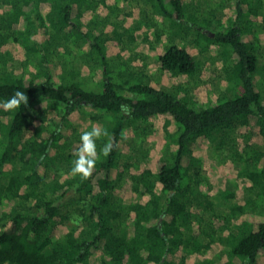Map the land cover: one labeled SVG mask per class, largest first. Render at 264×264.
I'll list each match as a JSON object with an SVG mask.
<instances>
[{
  "label": "trees",
  "instance_id": "16d2710c",
  "mask_svg": "<svg viewBox=\"0 0 264 264\" xmlns=\"http://www.w3.org/2000/svg\"><path fill=\"white\" fill-rule=\"evenodd\" d=\"M148 1L178 34L184 25L201 27L192 41L202 51L220 47L227 81L220 94L201 100L177 83L200 80L203 62L174 38L157 57L168 85L127 61L113 69L111 38L91 20L101 9L113 11V0H0V176L8 175L0 183V264H264V78L255 75L250 32L251 23L264 22V0H235L226 23L211 9L204 21L219 24L213 31L188 13L191 3L199 10L196 0ZM71 42L86 46L84 68L53 65L56 49ZM14 48L21 66L37 55L36 68L11 66ZM17 90L28 105L5 111ZM82 109L80 130L72 125ZM140 122L163 129L161 159L120 163L123 137ZM93 126L108 135L97 140L99 159L83 180L71 174L80 138L66 154L55 152L65 132ZM108 142L115 146L104 156ZM204 147L229 151L223 157L237 168L219 193L201 170ZM216 197L236 201L224 214L214 208Z\"/></svg>",
  "mask_w": 264,
  "mask_h": 264
},
{
  "label": "rangeland",
  "instance_id": "374dc122",
  "mask_svg": "<svg viewBox=\"0 0 264 264\" xmlns=\"http://www.w3.org/2000/svg\"><path fill=\"white\" fill-rule=\"evenodd\" d=\"M115 7L113 11H105L101 9L97 13L93 14L91 20L95 22L96 30L101 33L102 36L110 37L109 46L107 47V56L110 65L114 69L120 61H127L133 67L137 69H144L152 80L158 81L159 84L168 85V79L163 76L164 73L160 70V66L157 63V57L161 53V49L171 42L174 38L175 42L183 47H187L192 50L195 58L200 62H203L202 74L200 80L192 81L177 80V83L186 88H191V92L199 97L201 100L207 98H213L220 94L227 86L226 76L223 71L226 58L221 55L220 47L211 45L208 50L202 51L200 46L192 40L197 37V30L201 27L191 26L189 28L183 26V29L178 34L175 32V25L170 18L163 17L158 13V9L151 5L148 0H113ZM195 1V0H194ZM199 2V10L193 6V3L188 5V13L191 12L196 16V24L207 25L208 31H213L219 24L215 21L206 22L205 19L211 17L210 10L212 9L215 17L219 20H224L226 23L229 19L235 16V0H196ZM194 7L191 9V7ZM197 6V5H196ZM196 12V13H195ZM187 13V16L189 14ZM264 13L263 7L260 9V14ZM246 19L249 18V13L245 15ZM190 22V21H189ZM193 25V23H190ZM250 32L254 39V49L257 55V65L260 68L259 72L255 75L259 78H264V22L258 19L251 23ZM44 35L41 33L34 38L40 40ZM114 39V40H113ZM83 43H69L56 49V53L53 58V65L60 64L62 61L68 62L75 68H84L85 61L83 59L85 45ZM66 46V48H65ZM13 58L11 60V66L15 69L24 68H36L35 62L38 61L37 55H34L31 59V65L21 66L22 59L20 52L16 48L13 50ZM15 54V55H14ZM40 57V56H38ZM51 58V57H50ZM229 60V59H228ZM83 70V69H82ZM86 72V71H85ZM94 71H88L87 76H91ZM263 76H261V74ZM97 78V77H96ZM262 78V79H263ZM92 79V78H89ZM157 83V84H158ZM75 117L78 118L72 127L79 128L81 120H85L87 112L82 109L75 112ZM38 118L34 119L33 124H37ZM156 125V124H155ZM147 125V123H139L134 126L137 128H129L126 133L124 150L120 154V163L126 161L140 162L149 160L153 162L152 165L157 164L160 161L161 146L164 139L166 140L165 133L161 127ZM170 129L174 130L175 126L171 123ZM80 129V128H79ZM81 130V129H80ZM238 140L243 141V138L237 134ZM66 141L59 144L56 149L55 156L60 153L66 154L69 150L70 143L73 139L80 138V133L71 131L65 132L64 135ZM148 148V153L145 156L144 152ZM225 151V152H224ZM223 153L229 156L227 150H215L203 148L201 151L203 158L202 172L206 175L212 191L219 193L224 187H230L231 182L229 179L237 177V168L230 158L223 157ZM221 156V157H220ZM48 174H52L54 168L50 163L48 166ZM8 175L0 176V183H6ZM241 182H244L243 180ZM237 183L233 185V188L237 187ZM72 191V190H71ZM72 194V193H70ZM68 195V194H67ZM64 202H68V198L62 199ZM236 201L235 198L225 199L222 197L214 198V208L224 214L228 213L230 207ZM205 220L208 221L210 212L206 211ZM204 238V237H202ZM186 253V250H183ZM224 250H220L215 258L224 254Z\"/></svg>",
  "mask_w": 264,
  "mask_h": 264
},
{
  "label": "clouds",
  "instance_id": "9594fccd",
  "mask_svg": "<svg viewBox=\"0 0 264 264\" xmlns=\"http://www.w3.org/2000/svg\"><path fill=\"white\" fill-rule=\"evenodd\" d=\"M28 99L24 92L17 90L3 103L2 107L5 111H12L20 108L21 105L27 106ZM120 107L122 111H130L127 105L122 104ZM107 135V131L100 126H93L91 130L81 132L79 147L74 152L76 159L73 161L71 168L73 176L79 175L83 180H87L92 176L99 159L96 142ZM123 138L126 139L127 137ZM114 146L112 142L106 143L102 148L103 155L108 156L113 151Z\"/></svg>",
  "mask_w": 264,
  "mask_h": 264
}]
</instances>
